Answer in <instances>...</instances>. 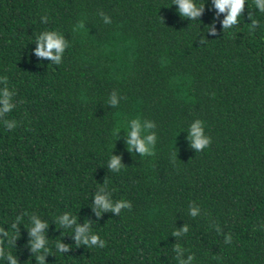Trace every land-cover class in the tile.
I'll list each match as a JSON object with an SVG mask.
<instances>
[{"label":"trees","instance_id":"trees-1","mask_svg":"<svg viewBox=\"0 0 264 264\" xmlns=\"http://www.w3.org/2000/svg\"><path fill=\"white\" fill-rule=\"evenodd\" d=\"M195 3L199 21L173 0H0L14 106L0 118V228L16 235L0 233V264H264V13L246 0L225 32L213 0ZM47 32L64 42L59 64L36 55ZM133 121L153 136L144 155L129 149ZM197 121L211 139L199 151ZM98 193L131 210L97 217ZM65 212L106 246L77 245ZM33 218L49 252L32 251Z\"/></svg>","mask_w":264,"mask_h":264},{"label":"clouds","instance_id":"clouds-1","mask_svg":"<svg viewBox=\"0 0 264 264\" xmlns=\"http://www.w3.org/2000/svg\"><path fill=\"white\" fill-rule=\"evenodd\" d=\"M173 4L178 5L177 10L180 16L189 20H198L204 10V4L197 6L195 0H173ZM213 4L215 9L217 10V15L219 13H226L225 18L222 21V29L227 32L229 29H232L231 26L239 23V19L241 18V14L244 10L246 0H213ZM253 4L259 12L264 13V0H253ZM248 18L252 21V25L248 26L249 31L251 32L254 31L253 26H258L259 22L256 19L252 18L251 12H249ZM214 23L215 21L213 22V24ZM207 32L215 35V28L210 25L207 27ZM36 42L37 56L48 57L54 62V64H59V53H61L64 48V42L59 36H57L53 32H47L44 35L39 36ZM53 50H55L57 55H53ZM5 80H7V77H5ZM9 95L10 94L8 93L7 89H5L3 93H0V104H3V108H0V118H3L5 114L9 113L14 107L9 103ZM111 103L113 105L116 104L115 98L112 99ZM3 123L7 129H13L16 127L15 121L4 120ZM139 131L140 126L138 122L133 121L128 145L129 149H131V147L134 145L137 151L144 155L149 151V149L146 147V142H152L153 136H147L146 140L141 139L139 137ZM190 137L193 141V147H195L198 151L202 148H206L211 143V139L202 136L200 121H197V123L191 126ZM109 168L113 170H119L121 168L119 157H111ZM100 191L103 192L104 189H100ZM94 205L95 207L93 208V211L95 212L97 217L100 216L101 211H112L115 213H120L121 208H127L131 210L132 207L131 203L126 200H120L113 204L106 195H101L99 193L94 197ZM192 214H196L195 210H193ZM16 219H19V217H16ZM33 224L34 226L30 227V235L33 237V240L30 243L33 253H39L41 250H43L44 252H49V249L45 247L46 243L48 242L42 235V230L47 227V223H42L40 220L33 218ZM58 225H63L66 228L75 225V236L73 238L76 241L77 245L83 244L89 248H92L93 246L104 248L106 246V242L102 240L97 234H94L91 231L90 223L87 220L85 221L83 226L77 225L76 217L72 216V218L69 219V214L65 212L63 215L59 216ZM11 229L16 231L15 223L11 225ZM186 230L187 229L185 228L184 231ZM0 233H3L5 236H7L8 243L10 245H13L16 239V235L14 233L10 231L5 232L3 228H0ZM177 234V232H173V235ZM231 239V235L225 236V243H230ZM3 243V241H0V245H3ZM68 247V245L61 244L59 241L56 244L58 252L67 251ZM3 254V249L0 248V256H3ZM7 259L11 262V264H16V260L13 258L11 253L8 254ZM35 259L38 261V264H44L42 255H36Z\"/></svg>","mask_w":264,"mask_h":264}]
</instances>
